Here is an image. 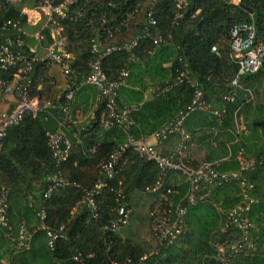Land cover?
Instances as JSON below:
<instances>
[{"label":"trees","instance_id":"1","mask_svg":"<svg viewBox=\"0 0 264 264\" xmlns=\"http://www.w3.org/2000/svg\"><path fill=\"white\" fill-rule=\"evenodd\" d=\"M25 1L31 3L30 0H17L7 5L0 0V22L18 21L27 31L28 25L19 14ZM176 2L75 0L70 10L78 14H71L60 21L66 49L71 56L70 67L81 77L85 76L93 58L92 44L104 47L126 42L121 35L128 30L130 22L139 19L129 39L140 33L146 14L150 13L155 26L149 28V35L140 39L133 49L136 62H130L128 54L123 52L101 59V68L107 78L115 79L121 71L127 73L123 85L117 89L116 104L119 107L140 104L129 116L132 121L129 132L134 139H141L184 110L194 90H199L203 100L209 104L217 101V109L224 108V113L219 119L210 116L211 122L208 121V124L217 125L216 122H220L221 133L214 138L223 157L215 163L218 171L236 170L234 152L239 148L244 151L246 141L259 140L257 151L250 156L259 165L247 175L253 185L252 195L255 199L248 219L252 224L251 233L257 236L256 251L239 255L231 264H264V94L255 104L251 103L252 98L248 100L252 92H258L259 83H263L264 91V63L256 73L238 77L237 83L247 90L243 99L235 97L229 102L224 100L236 90L228 86L237 72V67L228 59V31L234 25L249 24L254 30V44L264 48V0H183L179 8ZM177 12L179 18H175ZM38 29L39 25L34 27L32 33ZM41 33L44 43L48 44V30L42 29ZM155 35L160 36L161 42L153 44ZM29 42L33 44L30 39L25 45L29 46ZM212 46L216 47L217 54L210 51ZM45 63H34L30 75V94L39 100H42L45 92L36 90L37 77ZM181 72H186V79L180 84H173ZM1 77L4 75L0 73ZM191 81L194 82L193 86ZM81 91L89 93V96L94 91L96 95L94 88L84 86L75 94L74 102ZM145 92H150L149 101L143 100ZM239 92L236 90L235 94L238 96ZM95 104V120H88L77 130L70 126L77 132V137L74 139L67 135L72 149L61 166L65 177L83 188L92 186L99 177V165L124 141V135L118 128L103 130L99 126L98 117L102 107L97 102ZM197 111L192 112L188 119L191 117L196 121L205 117V113ZM60 115L58 109L49 110L48 114L41 112L34 118L25 115L18 125L7 130L0 150V186L7 190L6 217L13 236L20 223L29 229L37 224L35 210L41 201L44 181L54 171L45 134L58 130ZM235 115L240 116L245 125V131L239 134L237 142H234L231 134ZM220 136H223V142L218 141ZM225 141L228 142L229 157H226ZM125 155L127 162L119 176L107 181V185L95 196L99 207L96 219L83 206L77 205L81 198L80 191L57 189L45 200V223L50 229L63 226L64 237L56 240L53 249L49 250L44 232L36 231L25 249L15 250L8 241L6 230L0 228V258L6 264H77L71 257L80 254L81 264H121L127 258L137 261L136 264H219L209 241H223L224 236L217 231L216 207L225 212L239 202V190L235 184L214 190L208 201L190 207L184 217L180 236L156 253L150 254V250L147 255L137 242L121 237L117 231L102 228L112 217V209L118 202L125 203L129 211L130 196L134 193L151 197L149 211L163 207L161 202L158 207L155 205L159 193H144L145 187L153 186L159 176L156 165L131 151ZM168 187L172 191V211L184 197L187 185L179 174L169 173L163 183V188ZM129 219L130 212L128 223ZM147 220L151 236L148 215ZM144 254L146 258L138 263L139 257Z\"/></svg>","mask_w":264,"mask_h":264},{"label":"built area","instance_id":"2","mask_svg":"<svg viewBox=\"0 0 264 264\" xmlns=\"http://www.w3.org/2000/svg\"><path fill=\"white\" fill-rule=\"evenodd\" d=\"M17 0H2L4 4H12ZM31 8H22L19 12L24 17L26 25L37 27L39 30L29 34L18 21L2 20L0 22V95L10 96L13 106L10 109H2L0 106V150L3 146L7 130L18 125L25 115L31 118L39 113L48 114L49 110L58 109L64 117H68L72 110L75 94L84 86H90L96 91V102L101 105L102 110L98 117V124L103 130L113 127L118 128L124 135L121 145L114 148L108 157L99 165V177L90 188H83L78 183L68 179L63 174L61 166L66 162L71 149V142L62 131L56 130L45 134V144L48 149L54 171L45 178L44 188L41 192V201L36 206L35 216L37 224L29 229L23 223L17 226L16 235L11 234V227L6 217L7 190L0 186V228L5 229L10 245L15 250L25 249L36 231H42L46 237V245L49 250L53 249L56 240L64 237L63 226L50 229L45 223V200L57 189H76L80 191L81 198L77 203L83 206L93 219L98 216V204L95 200L107 181L117 178L126 165V153L131 151L139 158L152 162L158 169V178L153 186L145 187L144 193L158 194L157 203H163L160 209L149 211L148 218L151 226L152 246L150 254L156 253L170 245L183 230V220L187 210L198 204L209 200L211 193L228 184H235L239 190V202L229 210L222 212L216 207L218 215L217 231L224 236L222 242L209 241L213 248L214 256L219 264H231L241 254L256 251L257 236L253 235L252 224L248 219L255 199L252 195L253 185L248 181L247 175L252 172L259 163L252 158H247L239 150L235 157L237 168L234 171H218L213 162L202 161L198 165H191L186 159V143L189 135L182 130L183 121L194 111H208L216 119L224 113V108H209L203 100L199 90H194L190 103L184 110L159 130L152 134L156 145H163L173 136H178V142L174 144L168 155L164 156L153 146L142 139H134L129 128L131 125L130 114L139 108V104L119 107L116 104V92L123 85V78L127 75L121 71L115 79H109L101 68V59L107 55L117 52L128 54L130 62H136L137 58L132 54L140 39L149 35V28L155 26V21L150 13L146 14L145 24L139 34L132 36L126 42L99 47L98 44L91 45L93 58L88 65V72L81 77L79 73L70 67V54L66 49L65 38L62 35L60 21L67 19L70 15L78 12L70 10L75 0H30ZM183 0H177L176 6L180 7ZM177 12L175 18H179ZM42 29L48 30L50 42L44 44ZM32 39L44 54L39 61L36 57L34 47L25 45ZM153 44L161 42L159 35L153 38ZM228 59L237 67L236 76L230 82V86L236 87L238 77L254 74L264 63V48L254 44V30L249 24H238L232 26L228 31L227 40ZM212 53L217 54L215 46L210 48ZM45 61L55 66L64 79V89L53 103L49 99L39 101L36 96L30 94V75L36 62ZM186 79V72L179 73L173 84H180ZM193 86L194 82H190ZM233 95L229 94L224 100L229 102ZM252 97L250 96L248 100ZM88 120H95L93 112ZM241 131V123H238ZM169 173L179 174L187 185V190L171 211L172 195L171 188H163V183ZM119 196V195H118ZM117 202V198L115 200ZM182 203V204H181ZM128 209L121 202L112 209V217L102 226L105 231L116 232L128 223ZM231 238V239H229ZM146 258L144 254L139 257L138 263ZM71 260L81 264L80 254L73 255ZM127 258L121 264H136ZM0 264H6L0 258Z\"/></svg>","mask_w":264,"mask_h":264},{"label":"crops","instance_id":"3","mask_svg":"<svg viewBox=\"0 0 264 264\" xmlns=\"http://www.w3.org/2000/svg\"><path fill=\"white\" fill-rule=\"evenodd\" d=\"M31 7H32V4L29 1H25L23 6H22V8H31ZM32 30H34V27L28 26L27 31L32 33ZM29 41H30V39H29ZM29 43L30 44H28V45L30 47L35 48L36 57L40 61L43 57V54H44L42 48L39 47L35 42L33 44H31V42H29ZM42 45H45V43ZM38 71H37V73H38ZM37 78H38V84L36 86V90L37 91L43 90L45 92V94L42 96V100L48 99V96L52 95V93H53L52 90H55L57 88L63 89V87H64V79L59 74L57 68L55 66L47 63V62L42 67L41 71H39V76ZM52 79L54 81H52ZM228 86L232 87L233 89H236L237 91H240L239 92L240 95H238V96H237V94H235L236 90L234 92H231V93H233L232 99H234L235 97H236V99L237 98H239V99L244 98V93L247 90L241 84H237L236 87L230 86V84ZM92 92H93V94L91 96L88 95L89 93H87V94L83 93V91L79 92L78 95L76 96L74 105H72V111L71 112L76 111L78 114L77 116L81 119L78 120L77 122L72 123L74 125V127H72V129L76 128V130H77L78 127H80L79 125H82L80 127V128H82L83 125L87 123V121L89 119V115L95 109V107H96V104H95L96 103L95 102L96 101V95H95L94 91H92ZM3 97L4 98L0 99V106L2 107V109H10L13 106L12 97H10V96H3ZM150 99H151L150 92H145L143 94V100L149 101ZM217 103H218L217 101L214 103L210 102V104L207 102V104L210 106L209 108H211V109L218 108ZM139 107H140V104H139ZM197 112H199V111H197ZM200 112L205 113V117H203L199 120L196 119V121H194V118L190 117L188 119V117L190 116L189 115L182 123V130L185 133H187L190 137L188 142L186 143V150H185L186 159L193 166L198 165L202 161H206V162L208 161V162L216 163L223 158L222 153L219 152V150H218L217 142H215V139H214L217 136V133H219V132L221 133V130L219 129L220 122L217 121L216 122L217 125H209L208 121L211 122L210 116H213V115H210L211 113H209L208 111H200ZM60 118H61V122L58 123V127H59L58 130L62 131L66 138H67V135H69L70 137L75 139L77 137V132H74L70 128V125H67L68 122L66 120H64V116L60 115ZM82 122H83V124H81ZM233 122H234L233 123V130L231 131V134L234 137V142H237L239 139V134L243 133L245 131V129L243 126H241L243 129L241 131L238 130V123L243 122V120L240 116L235 115L233 118ZM165 124H163V125H165ZM191 131H193V132L190 133ZM229 133H230V131H229ZM152 134H150L148 136L143 135L141 139L144 142H146L150 145H153L159 151V153L166 155V156L168 155L171 147L178 142V136L173 135L163 145H156V143L154 142V140L152 138ZM222 137L223 136L219 137V139H218L219 142H223L224 139ZM226 143H228V142L225 141L223 144L226 146ZM244 147H245L244 151H246L247 156H246L245 152L243 151V149L239 148L234 152L233 159H235L237 152L239 150L242 151V153L245 157L251 158L253 156V153L256 152L258 147H259V140L258 139H256V140L251 139L249 141H246V142H244ZM226 148H227L226 157H229V155H230L229 146H226ZM236 166H237V163H236ZM177 180H179V179H177ZM257 190H258L257 192L259 195V188Z\"/></svg>","mask_w":264,"mask_h":264},{"label":"rangeland","instance_id":"4","mask_svg":"<svg viewBox=\"0 0 264 264\" xmlns=\"http://www.w3.org/2000/svg\"><path fill=\"white\" fill-rule=\"evenodd\" d=\"M138 20H139L138 18H135L130 22L128 30L121 35L123 41L129 39L132 28L134 24L138 22ZM52 81L54 80L52 79ZM262 88H263V83H259L257 89L258 92L257 93L252 92V99H251L252 104L257 103V101L259 102V98L263 96L264 91ZM63 89L57 88L55 90H52L53 93L52 95L48 96V99L51 100L53 103H55L56 98L60 96V94H62ZM2 98L4 97L0 95V99ZM71 111L68 117H64V120H66L68 124L72 127L74 126L72 123L77 122L81 118L77 116L78 114L76 111L75 112H71ZM81 124H83V122ZM79 126L81 127L82 125ZM241 126H243L245 129V125L243 122L241 123ZM80 127H78V129ZM151 204H152V199L148 195L142 193L132 194L130 196V201H129V212H130L129 224L125 228H121L117 231V233L121 237L129 238L132 241H135L138 244H140L142 246V249L146 251V254L149 253L152 246V240L149 234V225L147 220V215L151 207Z\"/></svg>","mask_w":264,"mask_h":264}]
</instances>
